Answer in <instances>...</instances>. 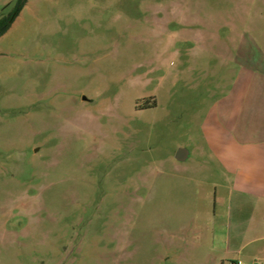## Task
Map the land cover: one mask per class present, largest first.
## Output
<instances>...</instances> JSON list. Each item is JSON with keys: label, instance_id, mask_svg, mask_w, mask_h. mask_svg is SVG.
<instances>
[{"label": "rangeland", "instance_id": "374dc122", "mask_svg": "<svg viewBox=\"0 0 264 264\" xmlns=\"http://www.w3.org/2000/svg\"><path fill=\"white\" fill-rule=\"evenodd\" d=\"M241 36L264 0H30L0 36V264H229L198 246L226 239L207 117Z\"/></svg>", "mask_w": 264, "mask_h": 264}, {"label": "crops", "instance_id": "0c3cea01", "mask_svg": "<svg viewBox=\"0 0 264 264\" xmlns=\"http://www.w3.org/2000/svg\"><path fill=\"white\" fill-rule=\"evenodd\" d=\"M259 42L247 36L235 41L236 50L228 55L232 79L207 117L208 150L219 161L222 176L216 185L223 188L228 221L224 245L198 247L229 264L264 260V47Z\"/></svg>", "mask_w": 264, "mask_h": 264}, {"label": "trees", "instance_id": "16d2710c", "mask_svg": "<svg viewBox=\"0 0 264 264\" xmlns=\"http://www.w3.org/2000/svg\"><path fill=\"white\" fill-rule=\"evenodd\" d=\"M28 0H16L13 8L7 15H0V36H2L18 17Z\"/></svg>", "mask_w": 264, "mask_h": 264}, {"label": "water", "instance_id": "95a60500", "mask_svg": "<svg viewBox=\"0 0 264 264\" xmlns=\"http://www.w3.org/2000/svg\"><path fill=\"white\" fill-rule=\"evenodd\" d=\"M86 99V98H84ZM189 157V151L186 148H179L176 152V159L179 161H185Z\"/></svg>", "mask_w": 264, "mask_h": 264}, {"label": "built area", "instance_id": "2783aa9c", "mask_svg": "<svg viewBox=\"0 0 264 264\" xmlns=\"http://www.w3.org/2000/svg\"><path fill=\"white\" fill-rule=\"evenodd\" d=\"M231 264H245V263L239 261V262H233ZM249 264H264V260H255V261H253V262H251Z\"/></svg>", "mask_w": 264, "mask_h": 264}]
</instances>
